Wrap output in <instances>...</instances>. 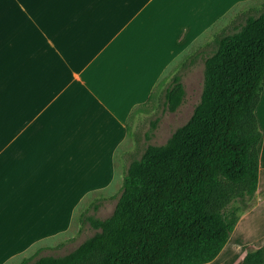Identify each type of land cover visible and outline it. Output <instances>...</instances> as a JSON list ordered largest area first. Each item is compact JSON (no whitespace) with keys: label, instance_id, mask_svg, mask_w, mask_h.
I'll return each mask as SVG.
<instances>
[{"label":"crops","instance_id":"1","mask_svg":"<svg viewBox=\"0 0 264 264\" xmlns=\"http://www.w3.org/2000/svg\"><path fill=\"white\" fill-rule=\"evenodd\" d=\"M260 5L0 0V264L60 236L79 202L115 179L129 121L162 79Z\"/></svg>","mask_w":264,"mask_h":264},{"label":"trees","instance_id":"2","mask_svg":"<svg viewBox=\"0 0 264 264\" xmlns=\"http://www.w3.org/2000/svg\"><path fill=\"white\" fill-rule=\"evenodd\" d=\"M215 44L193 115L132 159L113 213L82 212L95 232L75 249L56 255L41 247L16 264H205L219 255L240 217L231 204L253 198L260 182L264 5L241 12ZM186 94L178 71L163 89L164 109L177 111ZM263 251L248 252L244 264H262Z\"/></svg>","mask_w":264,"mask_h":264},{"label":"rangeland","instance_id":"3","mask_svg":"<svg viewBox=\"0 0 264 264\" xmlns=\"http://www.w3.org/2000/svg\"><path fill=\"white\" fill-rule=\"evenodd\" d=\"M231 26L228 28L230 29ZM227 29V30H228ZM194 44V43H193ZM204 45V46H203ZM203 50L198 51L199 55L192 61L193 56L187 57L181 64L179 72L183 74L187 94L183 104L177 111L171 112L163 106V88L168 85L172 77L162 79V84L156 90L157 99L152 103L144 105L145 112L140 116H134L129 121L131 134H129L125 146L118 155V168L115 179L107 187L93 192L77 206V211L67 227L58 237L46 239L43 246L31 249L25 256L32 255L37 249L44 247L42 254H66L75 249L87 237L94 234L95 229L89 223L83 224L80 220L82 212L96 214L100 217H107L113 213L123 190L124 177L132 159L141 157L149 143H165L178 127L184 125L193 115L195 107L199 102L204 87L205 59L216 46L215 41L200 43ZM194 59V58H193ZM257 116L260 128L264 133V91L257 106ZM159 117L156 128H153L152 121ZM149 133V134H148ZM150 135V136H149ZM259 144L261 154V173L259 191L264 189V136ZM263 159V160H262ZM46 203V217L54 212L50 201ZM96 204L99 206L97 207ZM252 205V206H251ZM235 210L239 214V221L231 235V238L219 258L213 264H244L248 252L264 248V196L259 199V194L244 201H235L231 204L229 211ZM264 254V251H263ZM24 255L15 258L9 264H16L22 260ZM264 264V262L262 263Z\"/></svg>","mask_w":264,"mask_h":264},{"label":"bare ground","instance_id":"4","mask_svg":"<svg viewBox=\"0 0 264 264\" xmlns=\"http://www.w3.org/2000/svg\"><path fill=\"white\" fill-rule=\"evenodd\" d=\"M261 144V143H260ZM263 160V159H262ZM262 165V164H261Z\"/></svg>","mask_w":264,"mask_h":264}]
</instances>
